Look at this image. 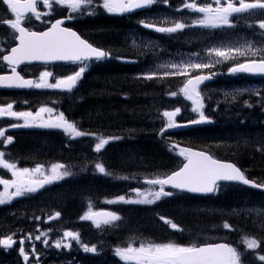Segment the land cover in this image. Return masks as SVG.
<instances>
[{"label": "snow or ice", "instance_id": "6c2138e0", "mask_svg": "<svg viewBox=\"0 0 264 264\" xmlns=\"http://www.w3.org/2000/svg\"><path fill=\"white\" fill-rule=\"evenodd\" d=\"M43 5L51 8L52 3L65 4L69 6L74 12L81 9L82 6L91 5L93 0H40ZM156 0H103L102 7L109 13H126L134 9L142 8L146 5L155 3ZM9 6L10 11L14 14L15 19L3 20V23L18 32L16 37L19 44L11 48L10 53L0 59H3L11 67L12 75H0V86L5 87H35V88H60L71 90L85 71V67H80L74 75L67 76L63 79H57L55 83H49L48 79L53 74L48 71L40 73L39 81L24 79L17 71L16 68L20 64L31 61H86L92 58L100 60L109 55L105 51L93 47L86 40L82 39L76 32L68 28H63L61 25L63 20H57L48 31L45 32H31L25 27L21 26L22 18L26 14L32 13L36 18L40 17L37 11L38 0H5ZM215 5V7H213ZM184 8L190 9L193 12L203 14V19L194 22L202 27L219 28V27H235L230 21V17L240 14H252L256 11H264V0H254L248 3L246 0H210L209 3L204 5L197 4L196 2L185 3ZM179 11V9H177ZM72 17L69 16V19ZM145 27L152 28L155 31L172 33L183 30L186 25L183 23H175L173 27H160L156 28L152 24H146ZM251 27V25H250ZM258 27L264 30V20H261ZM258 49L252 47L251 44L246 45L245 48H228L226 50L220 48H212L209 50L208 55L223 58L224 60L234 58L236 56H248L249 52L252 56L259 54ZM231 54V55H230ZM216 63L219 60L214 61ZM212 64H185V65H163L161 68L165 69L163 76L169 75H188L186 71L189 67L195 69L209 68ZM167 69H175V71H168ZM232 73L248 72V73H264V58L249 59L247 63L237 64L230 69ZM147 79L156 78V73L153 72L146 76ZM208 76H195L187 79L184 87L180 90L187 99L191 100L196 107L193 111L199 112V119L193 120L191 124L207 123L210 122L209 118L205 116L201 109L203 104L200 93L197 87L203 81L209 79ZM176 96L177 93H170ZM13 105L8 104L6 107H0V118L14 117L23 118L25 122L32 120L36 121L41 118L42 113H51L53 110L47 107H41L35 114L32 112H15L12 110ZM180 112L177 108L173 111H165L164 117H167V129L177 127L174 121L175 116ZM12 127L20 125L13 124ZM40 126L49 128H60L66 133L70 134L73 138L88 135L77 129L76 125L65 119L64 114L60 113L54 122H44ZM162 129L161 131H165ZM6 129L0 128V143L7 141L12 142V137L5 136ZM99 142L95 145V150L100 151L107 143L108 139L102 137L98 138ZM178 147V146H176ZM5 153L0 151V167L10 170L14 179H0V185L4 186V191L0 192V204L10 201L13 197L23 196L27 192H35L39 188L44 187L53 181L60 180L64 176L70 175L69 172L63 173L58 170L63 168V165L54 164L51 166L52 174L46 176L42 180H36L33 177L36 173L43 175V165H37L34 169L17 168L16 164L9 163L4 160ZM180 155L184 156L186 163L183 166L167 175L164 178H155L146 180L145 182L152 185H159V191H149L147 193L141 192L136 189L135 192L142 199L135 201H125L123 196L119 197V201L126 203H146L152 204L159 200L161 197L172 195L171 192L164 191L165 185L178 190H187L192 193H212L216 190L217 182L224 181H238L246 185H252L257 188H264V184H256L254 181L247 179L243 172L234 164L226 163L213 158L207 152L194 151L192 149H180ZM95 167L99 172L104 173L105 169L102 165L96 164ZM14 188V192H9V189ZM151 196V199L148 197ZM116 201H110L114 203ZM60 216L57 212L49 219H55ZM84 220L93 221L96 227L101 225H110L121 218L113 212H92L89 211L82 217ZM164 223L168 224L172 229L180 230L179 226L164 217H160ZM224 228L231 229V225L225 223ZM65 237H72L78 239V234L72 232H65ZM39 240L40 236L35 237ZM16 241L11 236L0 240V245L10 247ZM21 244L23 241L20 242ZM243 243L246 245L247 250H256L260 247V241L255 238H245ZM61 242L56 243V247H60ZM86 251L95 252V247L88 248L85 246ZM24 251L23 248L20 249ZM116 254L125 261H136V264H239L240 253L229 244L225 243H208L202 246L195 244L190 246H183L175 243H141L139 247L129 246L127 248H117ZM25 260L28 256L25 255ZM260 261H264V255L258 257Z\"/></svg>", "mask_w": 264, "mask_h": 264}, {"label": "rangeland", "instance_id": "374dc122", "mask_svg": "<svg viewBox=\"0 0 264 264\" xmlns=\"http://www.w3.org/2000/svg\"><path fill=\"white\" fill-rule=\"evenodd\" d=\"M5 1V0H4ZM1 2V1H0ZM188 2H193V0H185V3ZM210 2V0H209ZM53 5V4H52ZM215 7V5H213ZM45 8H42L41 13H43L45 10H47V6L44 5ZM61 8H67L69 9L71 12H73V10L65 5L62 4ZM146 19L150 22L153 23H157L158 26L156 28H160V27H173V26H169L168 24H166V21H170V22H174V23H183L185 22V20L187 19V17L185 16L184 12L179 9L176 11H160L157 13H145L144 14ZM203 15V14H202ZM14 16V14H13ZM48 17V15H43V17H39V18H35L36 20H39L40 22H37L38 25L40 24H45L49 21H44V19H46ZM15 19V16H14ZM148 32L152 33V35L157 36L158 39H151L152 41V45L151 48L154 52L155 57H152V59H155V63L153 66L150 67V70L148 72V75L153 73V72H157L156 70H163L165 71V69L161 68L160 66L163 65H168L169 62L170 64H176V65H185V64H207L206 62H204V59L196 56V55H189L185 50L182 51H178L174 56H169L166 53V49L168 44L167 42L164 40V32H159V31H155L152 28H147ZM14 30H12L9 26H6L3 28V31H0V57L3 54V52L7 49L8 45L10 42L13 41L14 38ZM205 43H208L210 40L208 38H204ZM221 42V44L218 45H214L209 47V50L212 48H220V49H228V48H245L246 49V45L247 44H251L253 48L257 49V41L258 39L253 38L249 35H242V37H234L232 39L229 38H221L219 40ZM167 44V45H166ZM166 45V47H165ZM206 54V59L207 62L212 61L213 59L215 60H219V62H222V64L224 62H229V59L224 60L223 58H219V57H215L214 55L209 56L208 52ZM251 53L249 52L248 55H250ZM231 55V54H230ZM187 59V61H186ZM231 59V58H230ZM1 60V59H0ZM169 61L168 63H164V61ZM156 67V68H155ZM5 68V66H1L0 64V70H3ZM158 68V69H157ZM203 69V68H201ZM201 69H195L192 67H189L187 69H182L183 71H186L188 73V75H175V76H179L182 80H185L188 76L196 73L198 70ZM169 71H175V69H168ZM72 75V74H71ZM252 86V85H250ZM203 88V87H202ZM248 87H240V86H236L234 84H228L225 86V89H221V94L222 96H225L226 98H230V99H234L236 96V93L241 90H247ZM256 88H259L258 85L253 86L250 91H254ZM200 93H202V89L200 90ZM106 100L103 101H99L100 103H105ZM232 102V101H230ZM199 116H196V118L194 120H198ZM203 123H199V124H191L189 123V125L191 127H197L199 125H201ZM204 134H208V133H212L211 131L208 130H203ZM221 135H224L225 132L222 131L220 133ZM230 135L231 138L230 140H233V143L235 144L238 140H236L234 138V135L229 132L226 133V136ZM239 140L242 141V144H240V146H244L245 143H248V138L247 137H238ZM148 143H153L152 140H147ZM82 152H80L81 154ZM84 159L87 160L86 157H84ZM143 165L144 167H150L151 164L149 161L147 160H143ZM88 167H90L91 162L88 161ZM84 179H87L89 181L90 175L89 174H85L83 176ZM2 179V178H0ZM243 186L241 185V189H240V196L239 199L236 203V205L230 207V208H223L219 214H223L225 217V220L223 222V225L225 223L231 225V229H227L224 228L223 226H213L212 228V232L210 233H205L202 235H199L197 237V239H194L190 242H188L186 245L183 246H187L188 244H199V243H203V242H212V241H217V240H224L226 238L231 239L234 243L237 244H242L243 248L245 249V252L247 257V264H264V261H260L258 259L259 256L264 255V194H253L252 192H250L249 190H246L244 188H242ZM106 190V189H102V192ZM151 191H159V187H155V189L151 190ZM57 198L52 199L50 195H46V196H42L39 198H34L31 201L40 205V206H53L54 204H59L60 202V197L61 195H57ZM142 199V197H141ZM148 199H151V196L148 197ZM203 210V209H200ZM51 214H54L53 211H50ZM188 213V212H187ZM207 215H211V214H200L197 212L194 213H188L189 217H185L182 214H175V216L177 218H179L181 221H185V220H191L193 217H196L197 219H205V217ZM34 217V215H32ZM53 216V215H52ZM49 216V217H52ZM49 217L47 218V221H49ZM164 217L165 216H161ZM29 218L25 215H21V217L18 218V221L20 223H22L23 225H25L24 221H26L28 223ZM34 221H36V219H34ZM16 222V221H13ZM171 222L177 224L180 228V225L177 222H174L173 220H171ZM29 224V223H28ZM162 229H158V231L160 232ZM183 231V229L181 230V232ZM28 235V234H27ZM169 235V236H168ZM255 238L258 241H260V247L256 250H247L246 249V245L243 243L245 238ZM263 237V238H262ZM144 240L147 239L146 236L142 237ZM162 238H167L168 242H164V243H175V244H179L181 245L174 237L170 236V233L167 232L165 234H158L157 236V240L155 243H161L160 241L162 240ZM137 237L132 238L131 240H136ZM154 241V240H153ZM152 241V242H153ZM67 246V241L64 242ZM55 244V243H54Z\"/></svg>", "mask_w": 264, "mask_h": 264}, {"label": "trees", "instance_id": "16d2710c", "mask_svg": "<svg viewBox=\"0 0 264 264\" xmlns=\"http://www.w3.org/2000/svg\"><path fill=\"white\" fill-rule=\"evenodd\" d=\"M105 24L106 23H96V22L92 23V25L89 29L92 32H95V34L90 33L89 29H88V33L90 34V36H92V38L94 40L100 41V43L110 45V43L113 44L117 41V40H115V38H117V35H118L117 34V32H118L117 28L118 27L115 26L116 23H114V22H111L109 24L107 23L106 25H108V27H106ZM104 28H107V29H104ZM99 33H100V35H99ZM96 34H97V36H95ZM100 36L103 38L102 40H100L101 39ZM95 37L96 38L98 37L97 38L98 40ZM111 37L113 38V40ZM107 75H108V77H106ZM111 75L112 74H105V75L101 76L99 79L100 85L99 86H93L90 88L88 93H84V97L89 96V94L90 95L92 94V95H95L97 98L96 104L95 103L90 104V105L86 106L83 110L84 120L87 122L89 121L88 122L89 124L88 123L87 124L89 126L96 127V126H99L100 124L103 125L104 123H112L113 125L114 124H120L121 122L125 123L126 119H128L130 121L132 119L133 120L132 122H135V121L137 122V120H138L142 123L143 128H144V132H148V131H152V130L155 131V128H152L150 126H146V122H147V118L149 116L153 115L155 112V106H156V103L159 99V96L161 95V91H159L155 88L149 87L148 84L145 82H131L129 80L124 81V76L120 75L119 73L118 74L116 73V75H118V76H116L115 74H113L112 76ZM109 95H114L112 98V101H110L108 103L107 102L100 103L98 101L99 96L101 97L102 100H106V97H108ZM127 96H129V97L126 99L125 97H127ZM118 97H120V99H118ZM135 99H143L144 102L135 103L134 102ZM77 103H78L77 99L75 98L71 102L70 107L73 108L75 106H78ZM254 103L257 105V108L264 113V101H262V102L254 101ZM111 111H113V112L116 111V112L113 113ZM121 113H124V114L121 115ZM133 113H135V114H133ZM92 114H94V115H92ZM125 114L128 115V117ZM113 115H116V116H113ZM129 116H130V118H129ZM239 121H240V118L238 119V122ZM244 121H245V125L251 124V120H247V121L244 120ZM258 124H259L258 133H257V135L254 136L255 137V139H254L255 150L254 149L251 150V144H249L245 147L240 146V144H242V141L239 139H236L238 141L235 144L233 143V140L221 141V143L223 144L222 147L225 148L226 150H229L230 152H233L231 154V156L237 158L239 160L240 164L245 169L248 170L247 173H248L249 177L256 178L259 182L264 183V130H263L264 127L260 125V121H258ZM243 127H245V126L243 125ZM131 129H133V128H131ZM111 130H116V129H111ZM123 130H125V129H123ZM139 130H142V128ZM139 130H137V131H139ZM116 131H120V130H116ZM125 131L128 132L127 130H125ZM154 136L151 133L150 134L144 133L143 139H144V141L145 140H156V135L154 134ZM241 137H247L248 140L251 139L250 137H248L246 135H241ZM192 140L199 144V141L196 138L192 137ZM246 144L247 143H245V145ZM25 145H27V146H25ZM33 147L36 149H39V148H41V145L36 140L21 144L22 152L24 153L25 156H28L29 153H31L30 151H32ZM137 150L138 149H134L133 151L136 152ZM145 150L148 153L145 152V153L131 154L128 152V154H126L123 157V159L124 160H130L131 158H134L135 156H137L136 160H139L141 162L143 160L149 161L151 164V166H150L151 168L159 167L160 164L165 162V160H166L165 156L159 150H157L156 145H153L152 143H150V145L145 146ZM32 154L33 153H31L29 155V157L35 156V154H33V155ZM71 190H73V189H71ZM78 191H81V189H79ZM73 195H76V194L74 192H69V191H67L65 193L62 192V195L59 199L60 200L59 204H70L71 199H72L71 197ZM23 212H24V210H23ZM135 220L133 221V226H134L133 228H135V227L138 228L135 224ZM5 222H6L5 218L0 219V226L1 227L5 226ZM208 222H212V221L209 219ZM208 222L203 221L202 218L197 219L196 217H193L190 226H188V229L193 228V229H195V232L197 234H200L201 233V227H203L204 224H208ZM142 224L145 225V223H142ZM214 225H217V224H213L212 226H214ZM180 241L182 243H184L186 240L184 238H181Z\"/></svg>", "mask_w": 264, "mask_h": 264}, {"label": "bare ground", "instance_id": "6f19581e", "mask_svg": "<svg viewBox=\"0 0 264 264\" xmlns=\"http://www.w3.org/2000/svg\"><path fill=\"white\" fill-rule=\"evenodd\" d=\"M111 23V22H110ZM115 23V22H114ZM107 24V23H106ZM105 24V25H106ZM109 24V23H108ZM116 26V25H115ZM105 27V26H104ZM106 27H108V25H106ZM104 29H107V28H104ZM112 29V28H111ZM110 29V30H111ZM118 29V28H117ZM118 31V30H117ZM110 32V31H109ZM99 35H100V33H99ZM104 35V34H103ZM95 36H97V34L95 35ZM102 36V35H101ZM100 36V40H102L103 38ZM109 36V35H108ZM96 38V37H95ZM98 38V37H97ZM96 38V39H97ZM112 38V37H111ZM98 40V39H97ZM112 40H113V38H112ZM97 42H100V41H97ZM112 42V41H111ZM111 44V43H110ZM167 45V44H166ZM166 45H165V47H166ZM166 49V48H165ZM156 68V67H155ZM158 69V68H157ZM160 70V69H159ZM157 71V70H156ZM118 74V73H117ZM113 75V74H112ZM111 75V76H112ZM116 75V74H115ZM114 75V76H115ZM116 76H118V75H116ZM106 77H108V75L106 76ZM120 77V76H119ZM121 78V77H120ZM112 80V79H111ZM120 81V80H119ZM122 81V80H121ZM103 101L102 99H101V97L99 96V98H98V101ZM96 104V103H95ZM118 106V105H117ZM88 108V107H87ZM91 109V108H90ZM98 110V109H97ZM112 110V109H111ZM116 110V109H115ZM122 110V109H121ZM137 110V109H136ZM150 110V109H149ZM141 111V110H140ZM92 112V111H91ZM94 112V111H93ZM111 112H113V111H111ZM116 112V111H115ZM115 112H113V113H115ZM123 112V111H122ZM135 112V111H134ZM125 113V112H124ZM124 113H121V115L122 114H124ZM145 113V112H144ZM143 113V114H144ZM102 114V113H101ZM106 114V113H105ZM120 114V113H119ZM129 114V113H128ZM133 114H135V113H133ZM132 114V115H133ZM86 115V114H85ZM84 115V116H85ZM92 115H94V114H92ZM126 115V114H125ZM111 116V115H110ZM113 116H116V115H113ZM124 116V115H123ZM127 117H128V115H126ZM143 116V115H142ZM96 117V116H95ZM112 117V116H111ZM120 117V116H119ZM146 117V116H145ZM129 118H130V116H129ZM114 119V118H113ZM121 119V118H120ZM123 119V118H122ZM139 119V118H138ZM100 120V119H99ZM102 120V119H101ZM125 120V119H124ZM135 120V119H134ZM142 120V119H141ZM98 121V120H97ZM131 121H133L132 119H131ZM138 121V120H137ZM89 122V121H88ZM136 122V121H135ZM143 122V121H142ZM114 123V122H113ZM124 123V122H123ZM89 124V123H88ZM87 124V125H88ZM94 124V123H93ZM89 126V125H88ZM153 136H154V134H153ZM155 137V136H154ZM25 146H27V145H25ZM27 148V147H26ZM152 148V147H151ZM156 148V147H155ZM29 149V148H28ZM158 149V148H157ZM26 150V149H25ZM31 150V149H30ZM149 150V149H148ZM153 150V149H152ZM134 152V151H133ZM154 152V151H153ZM26 153V152H25ZM28 153V152H27ZM152 153V152H151ZM31 153H29V155H30ZM134 154V153H133ZM28 155V156H29ZM33 155V154H32ZM152 155V154H151ZM135 156V155H134ZM145 156V155H144ZM150 156V155H149ZM153 156V155H152ZM127 157V156H126ZM141 157V156H140ZM154 157V156H153ZM139 159V158H138ZM245 162V161H244ZM144 163H143V161H142V167H144V165H143ZM263 174V173H262ZM90 175V174H89ZM120 174L118 173V172H116V173H112V177H118ZM110 179V177L108 176V177H104V178H102V180H109ZM260 180V179H259ZM88 182H90V183H92V182H94V178L93 177H90L89 178V181ZM16 223V222H15ZM95 231V230H94ZM263 238V237H262Z\"/></svg>", "mask_w": 264, "mask_h": 264}, {"label": "flooded vegetation", "instance_id": "af4514ba", "mask_svg": "<svg viewBox=\"0 0 264 264\" xmlns=\"http://www.w3.org/2000/svg\"><path fill=\"white\" fill-rule=\"evenodd\" d=\"M76 30L78 31V29H76ZM183 215H184L185 217H189V216H188V213L185 212V211L183 212ZM11 223H12V224H15V222H11ZM24 223H25L24 226H28V223H27L26 221H24ZM93 230H95L96 232L102 234L103 237H105V239H107V240L111 239V236H110L108 233H106V232H104V231H101L99 228H97V227H93ZM164 233H165V230L162 229L160 232L157 231V232H154L153 234H164ZM94 253H97V250H96ZM90 263H91V261H90Z\"/></svg>", "mask_w": 264, "mask_h": 264}, {"label": "water", "instance_id": "95a60500", "mask_svg": "<svg viewBox=\"0 0 264 264\" xmlns=\"http://www.w3.org/2000/svg\"><path fill=\"white\" fill-rule=\"evenodd\" d=\"M49 30V29H48ZM48 30H46V31H48ZM73 31V30H72ZM47 62H51V61H47ZM206 81V80H205ZM242 183V182H241ZM249 186H251V187H253L252 185H249ZM254 188H257V187H254ZM258 189H261V190H263L264 191V188H258ZM195 194H205V193H195ZM207 194V193H206ZM219 243H225V242H219ZM225 244H227V243H225ZM204 245V244H203ZM200 246H202V245H200Z\"/></svg>", "mask_w": 264, "mask_h": 264}]
</instances>
